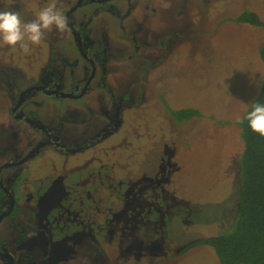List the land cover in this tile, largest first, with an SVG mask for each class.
<instances>
[{
    "label": "rangeland",
    "instance_id": "374dc122",
    "mask_svg": "<svg viewBox=\"0 0 264 264\" xmlns=\"http://www.w3.org/2000/svg\"><path fill=\"white\" fill-rule=\"evenodd\" d=\"M73 2L0 0V10H16L28 22L41 8L54 5L63 14ZM109 5L119 13L107 5L91 22L87 16L83 28L93 47L106 37L105 79L115 99L97 87L98 69L81 98L34 91L20 103L18 93L46 82L50 70H63L68 89L85 63L66 27L46 31L27 50L0 43V163L27 154L34 121L50 123L70 145L93 136L109 112L110 120L118 113L104 146L68 154L46 145L12 175V196L36 211L21 205L16 221L1 219L0 242L21 264H219L208 245L181 249L230 230L239 211L243 140L237 121L261 84L264 27L234 18L247 10L264 21V0ZM97 6L75 8L74 21ZM188 107L201 115L173 118L172 111ZM31 247L41 250L32 259L19 256Z\"/></svg>",
    "mask_w": 264,
    "mask_h": 264
},
{
    "label": "flooded vegetation",
    "instance_id": "af4514ba",
    "mask_svg": "<svg viewBox=\"0 0 264 264\" xmlns=\"http://www.w3.org/2000/svg\"><path fill=\"white\" fill-rule=\"evenodd\" d=\"M112 0H74L73 3H71L68 7L64 9L63 15L66 17V28L70 31H72V35L74 38V42L77 48V51L79 52V57L84 61L85 64H83V74L82 77H76L74 78L68 89L64 88V82L62 79L64 78L65 74L63 73V67H61V72L56 71H49L47 77V81L43 83H38L29 86L26 90L18 93V101L24 102L27 97L31 99L34 95V91H40L45 95L52 96V94L57 93L60 94V96H63L62 94H67L66 97L69 98H81L82 96L86 95V93L91 89L92 81L95 79L96 75L98 74V69L101 70L102 75V81L100 85L97 87H101V89L105 92V94H108L111 99H115V93H112L110 88L107 85L105 75H107V68H106V62H107V54L109 53V44L106 42V37L104 38L103 42H100L96 40L97 43H99L98 47H93L91 38L88 36L89 30L88 28H83L84 19L88 16L89 21L93 19L94 16L99 15L101 11L106 9L107 5L111 8L109 3ZM85 3H93L98 4L99 6L95 8H91L90 11L87 12V15L83 18L77 19L74 21L73 13L74 9L81 7ZM104 8V9H103ZM75 9V10H76ZM114 11L115 13H119L117 11V8L112 5V8L110 9ZM109 58V54H108ZM66 62V60H65ZM43 71H48L47 68H45ZM59 72V73H57ZM46 73L43 72L42 74H39L38 76H44ZM47 75V74H46ZM48 82V85L51 84V88L45 87V84ZM36 89V90H31ZM55 89V91H53ZM124 94V93H123ZM121 95V94H120ZM121 104H125V97L120 96ZM120 110V107H119ZM106 112V111H105ZM104 112V113H105ZM119 112V111H118ZM12 114L14 115V111L12 110ZM106 114V113H105ZM109 118L107 119V122L101 127L100 129H97L95 134L93 136L88 137L87 139H84L78 143L74 144H65L62 140V137L59 133V129H51L49 124L47 123L42 124L39 121H34L33 128L35 129L36 136L35 140L31 137V148L27 152V154H12L11 157H8L6 160L0 163V220L12 216L13 220L16 221V219L19 217V214L21 213V205L28 206L30 214H33L36 209L33 208L28 202L21 203L24 200H19L12 196V178L15 173H19L21 170V166H23L25 161L27 159L34 158L40 153V151L46 149V145L51 146L55 149H57L59 152L62 153H70L71 151H79L86 149L82 152L87 151L88 149H95L104 146L105 144H101L106 137H109L113 130L116 129V122L118 113L115 115L114 119L110 120V117L114 115V112L111 111L107 114ZM15 118L28 121V116H15ZM35 147H38L35 152H33L30 156H28L29 152L33 150ZM45 147V148H44ZM44 148V149H42ZM42 149V150H41ZM36 154V155H35ZM96 156V155H94ZM2 175V176H1ZM18 197H20V194L18 193ZM29 221L31 219L29 218ZM27 222L29 225L30 222ZM21 224L18 225L20 227ZM33 227L40 228V224L35 225ZM21 228V227H20ZM26 229V224L24 228ZM30 232H33L32 230H29ZM28 231V232H29ZM27 232V233H28ZM27 235V234H26ZM25 235V236H26ZM24 236V237H25ZM23 237V241H24ZM41 248L34 249L33 247L30 248V252H21L19 254L20 257L25 256L27 258L34 257L37 252H39ZM0 264H21L20 261L15 258V255L6 247L5 243L0 242Z\"/></svg>",
    "mask_w": 264,
    "mask_h": 264
},
{
    "label": "trees",
    "instance_id": "16d2710c",
    "mask_svg": "<svg viewBox=\"0 0 264 264\" xmlns=\"http://www.w3.org/2000/svg\"><path fill=\"white\" fill-rule=\"evenodd\" d=\"M234 20L264 27V21L253 11L245 10ZM259 55L263 62V73L253 102L264 103V46L259 49ZM200 115L197 109L190 107L172 111L177 121ZM239 126L243 150L239 158V211L235 221L230 230L194 240L182 247L181 252L204 244L214 250L219 264H264V138L251 132L246 121L239 123Z\"/></svg>",
    "mask_w": 264,
    "mask_h": 264
},
{
    "label": "clouds",
    "instance_id": "9594fccd",
    "mask_svg": "<svg viewBox=\"0 0 264 264\" xmlns=\"http://www.w3.org/2000/svg\"><path fill=\"white\" fill-rule=\"evenodd\" d=\"M66 23V17L54 5L41 8L28 22L16 10H0V43L27 50L28 43H40L46 31L52 28L63 30ZM244 121L251 132L264 138V103L252 102L237 122Z\"/></svg>",
    "mask_w": 264,
    "mask_h": 264
},
{
    "label": "water",
    "instance_id": "95a60500",
    "mask_svg": "<svg viewBox=\"0 0 264 264\" xmlns=\"http://www.w3.org/2000/svg\"><path fill=\"white\" fill-rule=\"evenodd\" d=\"M63 96H66L67 94H62ZM38 147H35L33 150H31L28 154V156H30L33 152H35L37 150Z\"/></svg>",
    "mask_w": 264,
    "mask_h": 264
}]
</instances>
